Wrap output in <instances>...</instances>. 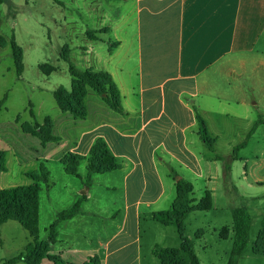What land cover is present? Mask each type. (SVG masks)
Segmentation results:
<instances>
[{"label": "crops", "instance_id": "1", "mask_svg": "<svg viewBox=\"0 0 264 264\" xmlns=\"http://www.w3.org/2000/svg\"><path fill=\"white\" fill-rule=\"evenodd\" d=\"M118 1L111 17L98 5L89 7L88 15L96 18L86 20L92 28H85L107 30L112 38L108 53L114 59L98 58L91 47L85 52L92 55L90 62L97 60L102 65L100 69L90 68L111 76L123 111L115 113L101 99L91 97L88 101L86 97L87 116L81 120L84 131L68 152L81 157V179L67 175L61 166L71 179L62 177L67 183L61 196L55 197L61 206L53 207V220L81 196L88 153L96 139L106 143L121 167L92 174L80 213L58 224L49 255L60 257L66 264H85L94 256L98 264H161L155 250L178 248L180 240L177 234L166 235L171 226L158 227L151 217L154 212L170 209L178 179L192 187L199 182L203 194L209 192L211 208L195 212L215 208V192L220 188L227 193L225 197L235 192L240 198H258L245 192L252 187L249 182L234 179L232 167L241 160L239 156L231 164L229 177L223 173V164L212 160L213 154L198 136V117L215 140L217 155V143H227L233 151L235 143H242L254 125L252 135L264 126V0ZM252 73L259 100L250 93L254 89L248 82ZM242 173L246 179L245 166ZM95 184L104 202L101 196L94 200ZM254 184L264 190V181ZM54 187H46L48 199ZM90 218L101 220L95 235L85 226ZM142 224L148 232L159 228L164 235H141ZM231 232L230 228L227 239H231ZM196 234L194 239H201L204 231ZM218 239L226 240L219 235ZM38 240L44 241L39 235ZM191 240L195 251V241ZM24 241L20 252L31 241L30 236ZM245 251L237 264L240 260L264 264V256L246 255Z\"/></svg>", "mask_w": 264, "mask_h": 264}, {"label": "rangeland", "instance_id": "2", "mask_svg": "<svg viewBox=\"0 0 264 264\" xmlns=\"http://www.w3.org/2000/svg\"><path fill=\"white\" fill-rule=\"evenodd\" d=\"M119 3L118 0H0V150L5 152V170L0 172V190L31 184L32 181L27 175L35 172L40 174L41 168L49 174L47 182L38 183L40 190L42 189L39 196L41 217L37 223L41 240L46 239V229L53 222V207L61 206L55 197L61 196V190L67 183L62 177L71 179L62 172L61 160L68 155L74 140L84 131L80 119L59 110L53 93L57 90L71 92L73 77L69 73V66L78 71L91 69L90 67L102 68L97 60L90 62L92 55L85 52L87 48H93L100 59H114L108 53V40L112 39L111 35L106 34L103 29L85 31V28H92V24L88 25L86 20L92 22L96 18L88 15L89 7L98 5L101 7L100 11L107 12L111 17ZM87 32H94L92 34L96 40H89ZM12 43L19 47L22 53L23 72L20 76L16 75L13 64L10 49ZM63 49L66 50L67 61L61 58ZM248 82L254 87L250 90L251 95L257 100L261 99L260 91L254 86L253 73ZM257 83L260 88L259 78ZM86 97L88 101L91 97L100 99L87 88L85 107ZM43 125H51V134L60 139L57 143L43 145L22 128L24 126L32 129ZM244 140L243 138L242 141ZM239 142L241 141L235 143V146L239 145ZM85 143L86 138L82 140L81 146ZM217 151L222 156H228L232 152L227 143H217ZM238 156L241 160L234 162L232 167L234 179H239L241 183L249 182L252 187L247 188L245 192L248 196L258 198H240L235 192L225 197L227 193L220 188L215 192V208L207 212H194L188 216L185 236L195 241V251L201 264L227 263L232 243L231 239L227 238L232 225V213L236 208L245 207L251 219L246 255L251 253L261 229L264 190H260L254 181H264V126H260L248 138L245 148L238 152ZM244 166L246 179L242 178ZM83 171L84 166L81 163L79 172ZM51 184H55V187L48 199L45 192L46 187ZM193 188L192 198L197 202L206 192L203 194L199 182H194ZM97 190L99 189L95 184V201L102 197L101 192L98 195ZM102 199L104 202L105 198ZM86 223V229L92 230L90 235H95L101 227L100 219L90 218ZM156 225L161 227L158 223ZM146 227L145 224L141 225V235H164V230L153 228L148 232ZM221 229L229 230L226 240L218 239ZM198 230H203L204 235L195 240L194 235ZM165 232L166 235L177 234L173 227ZM26 235L27 232L16 222H7L0 226V264L20 253ZM222 235H226L225 231ZM230 235H233L232 232ZM246 263V260H240L239 264ZM85 264L93 263L90 261Z\"/></svg>", "mask_w": 264, "mask_h": 264}, {"label": "trees", "instance_id": "3", "mask_svg": "<svg viewBox=\"0 0 264 264\" xmlns=\"http://www.w3.org/2000/svg\"><path fill=\"white\" fill-rule=\"evenodd\" d=\"M107 32L106 29H103ZM88 39L95 41L94 32H87ZM115 45V43H114ZM13 64L17 76L23 72L22 53L19 47L14 43L10 45ZM61 58L67 61L66 50L63 49ZM69 73L73 77L71 83V92L57 90L53 93V98L59 110L62 113H68L75 119L83 120L87 116L84 99L87 94V88H90L101 101L113 112L121 114L123 111L121 95L111 76L107 72L95 71L92 68L84 71H78L69 66ZM200 124L198 136L204 143L209 152L213 154L214 161L223 164V173L229 177L231 164L238 159V152L246 146V141L252 135L257 125H254L247 134L245 140L235 146L231 155L224 158L217 155L214 149L215 140L207 133L203 121L198 117ZM23 130L31 136L36 137L41 144L57 143L60 139L51 134V125L36 126L35 128H26ZM63 171L70 176L81 179L78 175V165L81 157L68 153L62 160ZM120 164L110 153L106 143L98 138L91 146L87 157V176L82 182V193L78 200L69 208L57 213L53 222L47 227V237L44 241L38 240V194L39 182H47L49 174L42 168L40 174L32 173L27 177L32 183L25 186H18L0 190V226L8 221L18 223L30 236L29 241L14 258L3 264H44L48 261L53 264H66L60 257L49 255V249L56 241V229L59 223L70 220L80 213L81 203L86 199V194L91 184L92 174H104L120 169ZM5 170V152L0 150V172ZM175 176V173H174ZM176 185V198L170 209L157 211L152 214V220L164 225L171 226L177 232L180 240L178 248L156 249L154 254L161 264H200L194 251L192 240L185 236L186 219L188 215L195 211H206L211 208V197L209 192L199 201L195 202L192 198L193 187L183 179H178ZM251 219L245 207L236 208L232 213V237L231 249L226 264H237L239 257L248 247ZM225 231L226 235H222ZM221 229L218 233L220 239H226L229 232L227 229ZM201 232L196 234V237ZM255 255L264 256V214H262L261 229L258 232L257 239L251 248ZM98 264V257L94 256L87 263Z\"/></svg>", "mask_w": 264, "mask_h": 264}]
</instances>
